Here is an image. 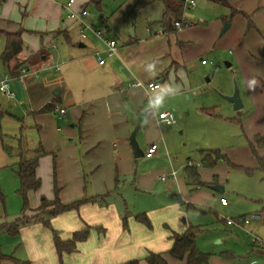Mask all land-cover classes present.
Listing matches in <instances>:
<instances>
[{
	"label": "crops",
	"instance_id": "1",
	"mask_svg": "<svg viewBox=\"0 0 264 264\" xmlns=\"http://www.w3.org/2000/svg\"><path fill=\"white\" fill-rule=\"evenodd\" d=\"M138 1L135 0L123 18L132 26L127 45L107 56L104 44L90 30L85 38L79 36L82 24L67 17L63 7L67 0H0V30L19 32L22 40V50L18 54L21 59L18 63H13L12 59L6 65V73L9 75V68L19 63V69H27L20 81L21 97L26 98V112L21 119H16L28 133V138H19L16 147L10 146V155L15 161L12 166H0V175L9 172L12 187L18 192L19 151L22 157L31 156L36 150L42 151L35 170L40 186L27 193L34 210L27 215V210L22 213L21 207L17 218L20 224L15 233L7 231L17 219L5 218L4 186L0 182V232L7 234L10 241L6 247L0 246V255L5 257L0 259V264H120L132 259L148 264L145 257L150 252L162 253L167 264H186L185 260L169 256L167 251L173 243L172 235L192 224L182 206L185 205V209L194 207L197 195L186 193L181 176L172 166L165 171L154 166L167 154L165 146H168L173 130L171 124L160 121L158 115L171 110L175 123L182 126L185 115L177 100L190 88L186 63L212 47L216 41L214 33L223 35L232 23L221 33L228 14H219L210 22L201 20L195 23L193 15L188 12L191 8H185L183 18L193 21L192 24L168 33L158 23L164 11L163 1L153 0L130 17V11ZM212 1L226 7L231 15L241 14L247 24L261 32L264 38V0ZM156 2L161 5L150 7ZM88 3L94 4L91 0H74L71 8L74 11L86 9ZM100 4L101 1L97 6L94 4L98 11L101 10ZM150 8L152 11L146 14ZM28 11L31 16L27 15ZM260 11L262 22H257L256 13ZM251 14L256 15L255 18ZM139 17L144 20V28L137 26ZM98 18L97 23L92 22L94 19L89 23L100 26L98 28H103L106 35L114 39L108 35V18L102 15ZM97 40L103 45L101 49L96 45ZM248 42L246 44L251 46ZM244 43L245 39L241 44ZM85 48L90 49L83 52ZM96 52H101L102 64L98 62ZM201 59L205 58H199L200 64L207 65L208 61L205 59L206 63H201ZM228 62L231 66L233 60ZM235 62L241 65L238 58ZM241 70L245 80L248 76L243 68ZM136 80L157 82L158 86L150 89L145 85H133ZM247 86L246 83V93L249 92ZM241 101L243 107L242 98ZM57 108H64L63 115H59ZM203 110L199 111L208 115ZM240 130L249 142L253 141L247 134V119L241 122ZM256 134L264 138V130H258L252 138ZM152 143L157 144V148L148 157L145 151ZM133 144L137 147L136 155ZM261 147L264 150V145ZM259 151L262 150L258 149L257 154L264 156L263 151L260 154ZM217 154L211 156L214 163ZM186 165L192 163L188 161ZM172 170L175 175L169 176ZM52 172L56 185L65 190L60 198L64 204L84 200L77 208L50 216L52 227L65 239L73 231L91 226L88 237L77 243L73 252L61 255L55 249L50 228L42 223L46 219L44 214L37 220L31 218L41 201L39 191L42 184H52ZM213 172V175L217 174L215 170ZM162 174H168L166 179L160 178ZM198 175L203 184L211 182L207 179L208 174L202 176L198 172ZM159 180L164 182L163 185ZM214 183L218 185L221 181L216 179ZM159 185L169 197H173L171 201L139 212L120 211L113 202H108L114 193L124 198L131 193L154 192ZM184 201L188 202L182 205L180 202ZM138 213L146 214L150 227L134 217ZM262 217L261 210L257 218L262 220ZM17 247L22 248L21 256ZM209 264L232 263L209 256Z\"/></svg>",
	"mask_w": 264,
	"mask_h": 264
},
{
	"label": "rangeland",
	"instance_id": "2",
	"mask_svg": "<svg viewBox=\"0 0 264 264\" xmlns=\"http://www.w3.org/2000/svg\"><path fill=\"white\" fill-rule=\"evenodd\" d=\"M134 2L135 0H101L100 11L94 4L88 3L86 5L88 15L85 16L84 22L90 27L97 28L100 26L90 24L89 20L94 19L92 22L97 23L99 15L108 18V35L117 41L116 52H118L120 48L127 45L131 36L132 26L129 20L125 21L123 18ZM156 5L160 6L161 3L156 2L150 7L153 8ZM152 8L145 13L148 14ZM188 12L193 15L195 23L201 20L210 22L219 14H228V21L225 22L232 23V26L223 35L214 33L216 41L212 43L213 48L205 49L193 61L186 63L185 73L188 76L190 88L177 100L179 108L184 111L185 118L182 126H179V122L178 125L171 124L173 130L170 132L168 146H165L167 154L163 155V160L156 162L154 166L162 167L164 171L172 166L181 176L186 193L197 195L193 203L194 207L185 209L183 203L186 204L188 201L180 203L183 205L182 209L186 210L185 215L188 216L189 221L198 226L195 241L200 251L209 253L218 261H228L232 264H264V222L257 218L264 207V171L257 168L249 140L240 133V125L244 119H247L249 131L247 134L250 140L253 139L255 132L264 130V38L261 32L247 24V19L241 14L231 15L226 7L212 0H196L195 7L188 9ZM27 13L31 16L30 11ZM256 15H258L257 22H262L261 11ZM256 15L251 14L253 18ZM137 22L138 27L144 28L143 18L139 17ZM243 39L245 43L241 44ZM247 41L251 46L246 44ZM4 45L5 38L2 36L0 54ZM96 45H99L100 49L103 47L99 40ZM89 49L85 48L83 52ZM200 57L208 61L207 65L200 64ZM235 58L239 59L241 65H237ZM20 59L17 55L13 63H18ZM231 60H233L232 65L227 67L225 61ZM241 68L248 76L245 78L249 88L248 93L245 92L246 83L242 76L245 74ZM6 70V64H3L0 59V79L8 75ZM253 80L256 83L250 86ZM234 84L237 85L240 98L244 103V106L238 110H233L230 102L223 98L224 95H229L228 92H233ZM26 105L24 95L21 98L8 97L0 91V108L3 110V116L0 117V166H12L15 161V157L3 149V144L16 147L19 138L22 136L21 138L24 139L28 135L26 128H21L19 120L16 119L17 117L21 119L25 115ZM202 108L208 115L200 112ZM174 110L180 111V109ZM210 110L213 111L212 115H209ZM261 148L257 147L256 150H262L263 152L259 151V154L260 152L264 154ZM216 153L218 154L215 156L214 165L207 166L202 163L201 160L207 154L213 156ZM188 161L196 166L202 176L208 174V181L215 182L217 179L221 181V184L216 185L210 182L199 187L190 184L183 172V166ZM214 170L216 175H213ZM8 174L9 172H4L0 175V182L4 186L2 190L5 194L3 208L6 210V220H15L22 207V198L17 188L12 187ZM50 177L52 184H42L39 191L40 199H53L57 196L60 203L64 204L60 198L65 190L56 185L55 173L52 172ZM159 182L162 185L164 183L160 180ZM214 186L222 187V189L215 190ZM204 192L207 194L204 195ZM220 197L226 200L225 204H221ZM109 198L108 202H113L117 210L126 209L133 212L165 204L173 199L161 185L151 193H131L124 198L114 193ZM32 206V200H30L25 209L27 211L24 210L27 215L33 212ZM1 209L0 206V211ZM43 217L50 218L48 213H45ZM224 218H247L248 223H242L241 226L227 224ZM254 238L260 241H254ZM8 243H10L8 235L0 232V246L6 247ZM17 250L21 256L22 248ZM225 252L228 255L223 257Z\"/></svg>",
	"mask_w": 264,
	"mask_h": 264
},
{
	"label": "trees",
	"instance_id": "3",
	"mask_svg": "<svg viewBox=\"0 0 264 264\" xmlns=\"http://www.w3.org/2000/svg\"><path fill=\"white\" fill-rule=\"evenodd\" d=\"M101 0H91L96 6L99 5ZM153 0H140L130 11V17H134L135 14L144 6L151 3ZM164 3V11L162 13L161 19L158 23L164 28L165 32H172L178 29L174 22L181 20L183 18V4L175 0H162ZM250 24V23H248ZM5 38V45L0 54V59L3 64L8 65V63L14 59L22 50V40L19 32H6L0 30V38ZM20 63L15 65L13 68H9V75L12 77H17L19 75ZM213 113L210 110V114ZM250 149L253 152L257 168L264 171V156H259L257 154L256 148L264 145V138L260 135H254L253 141L249 142ZM3 149L10 155L11 147L3 144ZM42 151L36 150L33 155L28 157H22L21 152L19 151V160L17 162L16 174L18 176L19 187L18 193L22 197V213L27 208L28 199L27 193L29 191H35L40 186V179L36 175V166L37 160ZM202 163L207 166L214 165V159L211 158L210 154H207L202 160ZM186 177L188 178L189 183L194 185H202L200 181L196 166L186 165L183 168ZM76 201L70 204L60 203L57 196L53 199L42 198L39 206L35 209L36 213L31 217L35 220L41 218V215L48 213L49 216H53L60 212L77 208L78 205L83 202ZM264 222V207L262 208ZM137 220L143 222L147 226H151V223L145 213H138L134 216ZM23 219L26 217L23 216ZM20 219L15 220L14 226H9L7 231L15 233L17 231ZM42 223L50 228L52 232L53 243L58 255H61L63 252L70 253L76 249L77 243L84 241L89 234L91 226H84L78 230L73 231L69 237L63 239L58 230L54 229L51 225L49 217L42 220ZM198 231V226L188 224L187 227L182 232H175L172 235L173 243L170 249L167 251V254L178 260H185L186 264H209L210 254L207 252L200 251L196 246L195 236ZM228 254L224 253V256ZM230 255V254H229ZM5 257L0 255V259ZM145 260L148 264H167L166 259L162 253L150 252L146 255ZM120 264H140L139 259H132Z\"/></svg>",
	"mask_w": 264,
	"mask_h": 264
},
{
	"label": "built area",
	"instance_id": "4",
	"mask_svg": "<svg viewBox=\"0 0 264 264\" xmlns=\"http://www.w3.org/2000/svg\"><path fill=\"white\" fill-rule=\"evenodd\" d=\"M178 2H181L183 4V8H193L196 5V0H175ZM74 0H67V2L63 5L64 9L67 12V17L70 19H74V20H78L79 22H81L82 27L79 29V36L81 38H85L86 37V30H90L103 44H104V52L106 53L107 56H112L116 53V46H117V41L113 38H110L106 35L105 31L103 28H92L89 25L83 23V18L85 17V15L87 14V10L85 8L80 9L79 11H74L71 6L73 4ZM192 22L182 18L181 20H177L174 22V25L177 28H183L186 26L191 25ZM158 33H161V31H159ZM97 54V59L98 62L100 64H102L104 62V59L101 57V52H96ZM201 63H206L205 59H201ZM27 69L22 67L19 69V75L17 77H12L10 75H7L3 80L0 81V91L4 92L8 97H15V91L14 89L11 87L12 86V82L14 81H18L20 83V81L23 79L24 75L26 74ZM133 85L136 86H143L145 85L146 87L152 89V88H156L158 86L157 82H147V83H143L139 80H136ZM59 115H63L64 113V108H57ZM158 118L160 121L166 123V124H174L176 122V118L174 116V113L171 110H166L163 111L161 113H159ZM157 145L155 143L150 144L146 151H145V155L146 156H151L154 151L156 150ZM168 174H162L160 176V178L162 180L166 179ZM175 175V171L172 170L169 173V176H174ZM220 202L222 204L226 203V200L224 198H220ZM225 222L227 224H237V225H241L243 224H247L248 223V219L247 218H241V219H232V218H224ZM254 241H260L259 239L254 238Z\"/></svg>",
	"mask_w": 264,
	"mask_h": 264
},
{
	"label": "water",
	"instance_id": "5",
	"mask_svg": "<svg viewBox=\"0 0 264 264\" xmlns=\"http://www.w3.org/2000/svg\"><path fill=\"white\" fill-rule=\"evenodd\" d=\"M228 26H229V23L225 22L223 27H222V29H221V33H224L226 31V29L228 28ZM225 65L229 66L230 62L225 61ZM13 89L15 91L16 97L20 98L21 97V87H20V83L18 81H14L13 82ZM223 98H225L227 101H229L232 104V108L234 110H238V109H240L242 107V101H241V98H240V95H239V91H238V88H237L236 84H234L233 92L231 94H229V95H224ZM132 147H133V150H134V155H136L137 154L136 153V151H137L136 148L137 147L134 144L132 145ZM213 188L215 190H221L222 189V187H218V186H214Z\"/></svg>",
	"mask_w": 264,
	"mask_h": 264
},
{
	"label": "clouds",
	"instance_id": "6",
	"mask_svg": "<svg viewBox=\"0 0 264 264\" xmlns=\"http://www.w3.org/2000/svg\"><path fill=\"white\" fill-rule=\"evenodd\" d=\"M255 83H256L255 80L251 81V82H250V86H251V85H255ZM157 103H159V100H157Z\"/></svg>",
	"mask_w": 264,
	"mask_h": 264
}]
</instances>
